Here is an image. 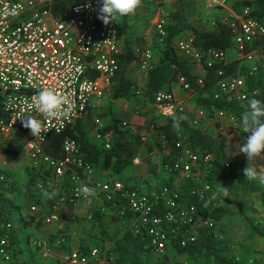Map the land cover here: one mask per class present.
Returning <instances> with one entry per match:
<instances>
[{
	"label": "built area",
	"instance_id": "obj_1",
	"mask_svg": "<svg viewBox=\"0 0 264 264\" xmlns=\"http://www.w3.org/2000/svg\"><path fill=\"white\" fill-rule=\"evenodd\" d=\"M158 0H146L155 3ZM222 7L226 0H214ZM64 4V7H59ZM99 0H0V135L10 137L22 123L25 113L36 112L34 96L43 88L54 89L58 94L68 97L72 111L67 118L63 116L50 119L39 139L26 129L27 141L24 157L38 177L33 188L37 191L30 203L28 215L35 224L56 223L58 231L51 232L47 238L34 240V245L43 257H50L52 247L58 249L56 264H119L108 248L94 246L84 252L79 248L61 250L72 236L67 230L69 219L79 203L83 202L89 210L87 220L95 222V211L101 215L116 210V214L126 221L135 219L137 233L148 234L154 252L164 257L171 246L170 234H182L181 245L186 246L198 237L202 226H214L211 219H205L194 205L181 203L176 187L161 186L151 191L127 189L124 182L109 181L98 176L81 144L74 138L62 141V156L46 152L52 135H59L78 119L87 117L92 106L103 99L105 89L111 87L119 69V55L122 46L119 22L105 25L99 19ZM15 10V15L12 14ZM250 8L244 7L236 13L233 26L238 28L235 48L240 55L246 54L247 46L264 36V19L252 17ZM168 16L165 13L154 23L158 42L167 36ZM176 50L188 61L201 68L197 83L203 85L206 73L216 63L226 61L227 53L222 49L207 52L196 47L194 38L180 39L175 43ZM206 55V58H205ZM153 49L145 50L140 67L147 78L154 61ZM90 72L98 73L91 77ZM222 70L219 75H223ZM183 89L191 94L195 88L181 77ZM220 89L229 100L243 102L247 97L246 79L238 76L220 80ZM141 94L142 90H136ZM221 93H217L218 98ZM95 102V104H94ZM154 104L163 119L182 115L186 106L173 92L160 91ZM206 115L205 109L195 110V124ZM20 117V118H19ZM215 117L219 121L238 124L233 113L217 109ZM94 129V138L104 149H111L115 135L102 131V122ZM127 123L124 122V125ZM249 135L241 131L240 143ZM178 141L182 147L180 157L173 165L167 166L169 173L181 174L184 179L192 178L199 185L201 198L212 196L213 185L210 176L214 170L215 157L212 153H201L185 144V137ZM165 144L166 135H160ZM241 155L245 154L239 152ZM5 164V163H4ZM5 175L0 173V180ZM94 189V194L85 197L80 188ZM57 196L50 211L41 202L50 196ZM1 210V203H0ZM128 212L132 214L128 218ZM0 264H15L12 255V238L18 233L13 221L1 225ZM53 236V237H52Z\"/></svg>",
	"mask_w": 264,
	"mask_h": 264
},
{
	"label": "trees",
	"instance_id": "obj_2",
	"mask_svg": "<svg viewBox=\"0 0 264 264\" xmlns=\"http://www.w3.org/2000/svg\"><path fill=\"white\" fill-rule=\"evenodd\" d=\"M146 3V0H141L140 6L134 13L122 16V28L119 32V38L127 33L128 22L126 19L129 15H137L139 9ZM64 7L62 4L59 7ZM244 7L250 8V14L257 19H264V0H238L234 9L236 13L241 12ZM174 22H168L166 25L167 36L162 42H158V55L153 61L151 68L148 71L145 86L142 94L145 100L154 103L155 96L158 92L168 90L172 92V87L178 84L181 77H186L191 85L195 88L194 99L197 106L203 107L208 114V117L213 120L217 109H223L233 113L240 119L241 113L245 110L250 99L255 98L264 100V73L261 69L254 71L247 65L242 63L241 58H234L231 61H223L216 63L210 67L206 73L203 85L197 83L198 75L193 72V68L186 58L180 57L176 50L175 40L178 36L186 31H192L194 44L201 50L207 52L210 49H222L226 53L231 52L235 48V37L238 33V28L223 20H217L216 28L213 30L201 29L190 23L187 16L180 10L173 13ZM156 39L158 38L157 35ZM145 48L138 53L127 43L124 51L119 55V69L114 77L118 82L113 86L112 98L121 99L128 98L131 94H137L132 90L135 81L132 80L128 72L131 71V65L138 63L145 53ZM264 53V36L259 37L254 43L249 44L246 49V54L249 55L254 51ZM154 51V50H153ZM206 58V55H205ZM224 72L219 75V71ZM91 77L98 76L96 72H90ZM242 76L246 79L247 97L243 102L229 100L227 95L220 89V80L222 78H232ZM221 93L217 98L216 94ZM89 111L87 117L78 119L73 125L67 127L65 131L59 135H52L46 146V152L54 156H62V141L65 138L76 139L87 154V159L92 162L98 173L112 170L115 173H123L134 164V160L139 157V149L144 140L151 138V135H166V143L163 148L167 150V154L163 158V168L173 165L180 157L182 147L177 146L178 141L185 137V144L191 146L201 153H212L215 157L214 170L210 176L211 183L219 181L234 180L243 192L258 193L264 203V190L259 184L249 182L243 170L247 167V157L233 159L231 161H223L220 153L221 136L213 135L191 125L193 114L185 111L182 115L170 117L165 121H159L156 116L152 119L151 125L126 124L118 117H115L109 112V121L100 129L102 131H111L115 135V140L111 149H104L102 144L94 143L90 140L89 133L96 129L98 125L91 117ZM219 126V124H218ZM6 147L4 149L5 159L7 162L20 159L24 155V147L27 141L25 128H18L10 137L0 135ZM153 150L152 144L149 145L147 152ZM145 159L142 160L144 162ZM0 173L5 175L4 180H0V237L2 236L1 225L4 222L13 221V215L21 210L19 205H14V200L10 197V193L14 192L15 187L10 183L8 174L0 167ZM173 174V173H171ZM38 174L29 167L28 184L32 188ZM173 180H165L161 186H173ZM127 189L142 191V186L137 183L126 184ZM199 185L192 178H186L176 187L181 203L194 205L199 213L205 219H211L214 226H202L198 229V237L194 242H189L186 246L181 245L182 234H170L171 246L178 253L189 256L194 259L197 264H239L238 260L231 255V242L223 237H220L215 226L229 212L224 207L210 208L212 198L208 195L203 198L198 193ZM159 188V187H158ZM151 189L150 187L147 188ZM55 195L48 197L41 203L50 211L53 210V205L56 201ZM95 221L100 222L103 227L102 216L98 210L95 211ZM128 218L132 214L128 212ZM14 222V221H13ZM251 229L258 234L264 241V227L252 221L249 222ZM103 237H108L105 229H102ZM18 233H15L12 242V255L15 264H23L18 262L19 240ZM66 246V245H64ZM101 249H105L102 244L95 245ZM91 244H82L80 250L89 251ZM36 249L38 247L36 246ZM110 253L115 255L119 264H170L168 256L157 257L155 255L151 238L146 234L137 233L135 229H127L121 237L115 240L114 246L109 249Z\"/></svg>",
	"mask_w": 264,
	"mask_h": 264
},
{
	"label": "rangeland",
	"instance_id": "obj_3",
	"mask_svg": "<svg viewBox=\"0 0 264 264\" xmlns=\"http://www.w3.org/2000/svg\"><path fill=\"white\" fill-rule=\"evenodd\" d=\"M229 1L227 0L226 4L230 7ZM237 1L238 0H233V3H236ZM171 2L173 3L171 4ZM165 9L168 11L165 15H167L169 19L171 18L170 22L175 21L172 16L173 13L180 10L187 16L191 24L201 29H215L217 20L219 19L230 24L234 22V18L226 13V7L216 4L214 0H168V2L166 0H163V2L162 0H158L155 3L144 4L139 9L137 15H132V17L128 19V29L124 40L125 43H128L137 53L143 48L146 50L148 48L153 49L155 53L154 61L158 55V43L155 36L154 21L157 15L159 16ZM234 58H241L242 63L249 68L254 71L261 69L264 73L263 52L256 50L250 56L246 57L240 55L236 48H234L232 52L227 53L226 60L231 61ZM131 76L136 83L141 82V80L144 79V72L138 63L133 64ZM135 96V94H131L128 97L129 99H127L128 103L130 101L134 103L135 110L147 107L146 110L152 111L151 108L153 107V102L145 100L143 97ZM110 100L111 99L107 97V101L109 102ZM190 102L192 104L191 107L196 105L194 98L190 100ZM102 109L103 108L99 109L96 114L102 124L105 125L108 123L109 117L106 114L103 115L105 109ZM189 112L194 113L195 110ZM205 113L206 115L202 119H207L205 121L210 120L209 127L205 129L206 132L213 135L219 134L221 136L220 153L222 160L231 161L233 159L244 157L239 153L238 147L242 130L238 128V131L236 132V129H226L222 125L225 123L219 121L216 117L211 120L208 117L206 110ZM146 114L148 115L147 119L149 120H152L154 116L156 117L154 111L147 112ZM193 119H195V114H193ZM125 122L129 124V122ZM147 125H151V122ZM236 126L238 125L234 124L232 127L236 128ZM89 137L93 141L91 134ZM150 144H152L153 150L147 152ZM5 147L6 144L0 138V167L8 174L10 183L15 187L14 192L10 193V197L14 200V205H19L21 207V210L13 215V221L17 230H23V242L20 245L21 252L19 254L23 255V258L25 259L21 260L22 258L18 254V261L27 264L45 263L50 257L44 258L41 256L40 262L34 257V253L39 250L36 249L34 240L42 237L47 238L48 236L46 234L41 237V234L35 230V228L38 230L44 225V223L40 222L34 228V223L28 220L27 212L29 210L30 200H27V198L31 193L28 184V160L25 159L23 155L20 159L7 162L4 153ZM139 151V157L137 158L139 161L138 163L134 162L130 168L120 174L115 173L112 170L101 172L99 173L101 178L109 181H121L126 184L137 183L142 186V190L145 191L157 189L165 180L172 179L173 185L175 186H179L184 181V177L181 174H171L163 168V158L167 154V150L163 148V142L159 136L151 135V138L144 140ZM143 159H145L144 162H142ZM248 181L259 184L264 190V183L252 180ZM199 186H202L201 183ZM148 187L151 189L148 190ZM225 191L228 192L227 197L222 195ZM211 198L213 201L210 205L211 209L224 207L229 212L219 223L216 224L215 230L220 237L231 242V255L238 260L239 264H264L263 238L256 234L249 225V222L252 221L264 227V203L262 202L260 195L258 193L243 192L239 185L234 180L230 179L228 181H219L214 184ZM84 208V215L81 213L80 207H78L77 210L71 214L72 216L69 219V223H77L78 225L83 223L86 226L85 229H80L81 231L73 229L74 231L72 232H75L74 237L81 239V237L84 236L83 240H86L84 244H91V246L102 244L105 248L111 249L115 244V240L121 237L126 231V227H124L125 222L115 216L110 222H105L104 226L101 227L97 223L87 220L86 216L89 208L86 205H84ZM25 221L26 224H24ZM102 229L107 231L108 237H103ZM80 241L78 240L77 243ZM51 247L52 250L57 248L55 246ZM71 247V245L64 246L61 250L66 251ZM155 256L161 257L157 254L152 255L153 260H156L157 257ZM166 256L169 257L170 264H197V262L189 256L178 253L173 246L169 247Z\"/></svg>",
	"mask_w": 264,
	"mask_h": 264
},
{
	"label": "clouds",
	"instance_id": "obj_4",
	"mask_svg": "<svg viewBox=\"0 0 264 264\" xmlns=\"http://www.w3.org/2000/svg\"><path fill=\"white\" fill-rule=\"evenodd\" d=\"M99 19L105 25L119 22L120 17L134 13L140 6L141 0H99ZM15 15V10L12 12ZM35 114L29 112L21 115L23 126L30 129L31 135L40 138L50 119L63 116L67 118L72 111L68 97L58 94L54 89L43 88L33 98ZM19 117V118H20ZM248 133L242 143L238 145L239 152L247 157V167L243 170L247 180L264 183V100L252 98L248 101L245 110L241 113L237 126ZM81 193L87 197L94 194V189L87 186L80 188ZM228 196L225 191L222 194Z\"/></svg>",
	"mask_w": 264,
	"mask_h": 264
},
{
	"label": "crops",
	"instance_id": "obj_5",
	"mask_svg": "<svg viewBox=\"0 0 264 264\" xmlns=\"http://www.w3.org/2000/svg\"><path fill=\"white\" fill-rule=\"evenodd\" d=\"M167 2H168V0H166ZM227 1V0H226ZM229 1V0H228ZM162 2H163V0H162ZM173 2H171V4H172ZM229 5H230V7L229 6H227V4H226V9H225V11H226V13H228V15L230 16V17H233L234 18V20H235V9H234V5H235V2L233 3V0H230L229 1ZM166 12H168L166 9L165 10H163L162 12H161V14L158 16L157 15V17H156V19H155V21H154V23L158 20V18H160V16H162L164 13H166ZM169 15H170V12H169ZM132 17V15H129L128 16V18L126 19V21L128 22V19H130ZM171 21V18L169 19L168 18V22H170ZM126 35V34H125ZM125 35H123L121 38H120V42H121V46H122V52L124 51V49H125V45H126V43H125ZM191 37H193V33H192V31H186V32H184V33H182L180 36H178L177 38H176V40H175V43L178 41V40H180V39H184V38H191ZM194 38V37H193ZM123 42H124V44H123ZM232 52V51H231ZM179 55H180V57H182V58H184V56L182 55V54H180L179 53ZM190 64H191V66H192V68H193V72L194 73H196L197 75L200 73V71H201V68L198 66V65H196V64H194V63H192V62H190ZM132 66H133V64L131 65V70H132ZM128 75H130V77L132 78V80H134L133 79V77L131 76V71H129L128 72ZM142 78V77H141ZM141 78H140V80H141ZM144 80V81H143ZM143 80H141V82H138V83H136L135 82V84L132 86V90L133 91H136V90H142L143 91V87L145 86V83H146V80H145V77H144V79ZM135 81V80H134ZM118 81L117 80H114L113 81V84H112V86L111 87H107L106 89H105V92H104V96H103V99L101 100V102L99 103V104H96V106H92L91 107V109H90V111H91V113H92V115H91V117L93 118V120H95L96 118H98V116H97V111L99 110V109H101V108H103L102 110H104L105 109V113H103V115L104 114H106L108 117H109V112L111 113V114H113L115 117H118V118H120V119H123L124 120V122L125 121H127V122H129V124H139V125H147V124H150V122H152V120H149V119H147V112H152V111H154L155 112V115L156 116H158L159 117V120H161V121H165V119H163V118H161L160 117V115L158 114V110H157V108H156V106H155V104H153V107L151 108L152 109V111H150V110H146L147 109V107H143V109H137V110H135V105H134V103L132 102V101H130L129 103L127 102L128 100L127 99H129V98H121V99H113L112 98V89H113V86L117 83ZM172 92L175 94V96L181 101V102H183L184 103V105L186 106V110L187 111H194V110H196V108H199V107H201V106H194V107H191L192 106V104H191V102H190V100H192L193 98H194V95L193 94H191V93H189V92H187V91H185L184 89H183V87L181 86V83L179 82L178 84H175L173 87H172ZM142 94V93H141ZM141 94H136V96L135 97H143V96H140ZM107 97H109L111 100L108 102L107 101ZM143 99H145L144 97H143ZM94 104H95V102H94ZM192 114H195V112L194 113H192ZM155 117V116H154ZM110 118V117H109ZM153 119V118H152ZM195 120V119H194ZM194 120H191V125L192 126H194V127H197V128H201L203 131H206L205 129H207L208 127H209V124H210V120H208V121H205V120H207V119H200L198 122H197V124H195V121ZM223 123H225V124H222L226 129H236L235 131L237 132L238 131V127L236 126V128H233L232 126L234 125L233 123H229L228 121H224ZM207 125V126H206ZM221 125V126H222ZM235 125H238V124H235ZM224 127H222V128H224ZM94 130L93 131H91L90 133H89V135L91 134L92 135V139H93V142L94 143H98L99 144V142H97L96 140H95V138H94ZM208 133V132H207ZM90 140H91V138H90ZM92 141V140H91ZM101 144V143H100ZM26 159V158H25ZM134 162L135 163H138L139 161H138V159L136 158L135 160H134ZM28 163H29V161H28ZM97 174H98V176L101 178V175L97 172ZM30 188V187H29ZM30 194H29V197L27 198V200H30V203L32 202V198L34 197V195H37V191L32 187V188H30ZM79 207H80V210H81V213L84 215L85 214V208H84V205H83V202H80L79 203V205H78ZM115 211V212H114ZM114 211H108V212H106L105 214H103V215H101L102 216V221H103V223H105V222H110L111 221V219L112 218H114L115 216L118 218V219H120V217L116 214V210L114 209ZM27 214H28V212H27ZM28 220L29 221H31V222H33L34 223V221H32V218H29V215H28ZM125 223H124V227H126V230L127 229H130V228H132V229H135L134 227L138 224V222L135 220V219H133V218H131V219H127L126 221H124ZM95 223H97L99 226L101 225L100 224V222L97 220V221H95ZM24 224H26V221L24 222ZM36 225H38V224H35L34 223V228L36 227ZM90 225V224H89ZM44 226H45V228H44ZM47 226H50V227H47ZM44 228V229H43ZM86 228V226L82 223L81 225H78L77 223H69L68 224V228H67V230L68 231H70V233H72V236H71V239H70V241L66 244V246H69V245H71L72 247L71 248H79V246L80 245H82V244H84V242L86 241V240H83L84 239V236H82L81 237V239L80 238H76V237H74L75 236V232H72V231H74L73 229H75V230H77V231H81L82 229H85ZM81 229V230H80ZM35 230L36 231H38L40 234H41V237L43 236V235H46L47 234V236H49L50 234H51V232L53 233V232H55V231H58V226L56 225V223H52V224H44L43 226H41L38 230L35 228ZM54 234V233H53ZM22 235H23V230L22 231H19L18 230V236H17V239L19 240V246H18V250H20L21 251V247H20V245H21V243L23 242V240H22ZM43 238V237H42ZM78 240L80 241L79 243H77L78 242ZM58 252H59V250L58 249H55V250H52L51 251V256H50V258H48V260H46L47 262H45V263H40V264H56V258H57V256H58ZM20 256H21V260H24L25 258H23V255H21V254H19ZM41 256H43L42 255V253H41V251L40 250H38L37 252H35L34 253V257L36 258V259H38L37 261H41ZM45 258V257H44ZM50 260V261H49ZM18 262H20V261H18ZM23 264H27V263H23Z\"/></svg>",
	"mask_w": 264,
	"mask_h": 264
}]
</instances>
